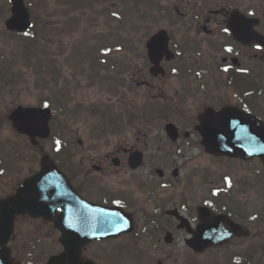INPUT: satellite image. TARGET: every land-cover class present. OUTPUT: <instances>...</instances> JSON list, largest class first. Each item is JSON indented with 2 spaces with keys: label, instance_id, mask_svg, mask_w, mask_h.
<instances>
[{
  "label": "flooded vegetation",
  "instance_id": "af4514ba",
  "mask_svg": "<svg viewBox=\"0 0 264 264\" xmlns=\"http://www.w3.org/2000/svg\"><path fill=\"white\" fill-rule=\"evenodd\" d=\"M95 6L92 0L85 6L87 20L99 16L101 30L115 32L109 39L114 45L104 42L102 50L111 52L95 67L74 65L81 79L69 87L82 98L90 94L87 100L71 93L54 102V121L65 119L71 153L55 164L84 200L112 207L110 190L132 198L124 190L148 184L147 177L157 190L173 175L197 171L188 163L177 168L170 155L210 162L201 167L211 174L202 177L209 178L196 174L192 187L185 184L174 195L167 186L159 196L165 205L184 206L182 213L195 224L197 209L209 206L238 227L218 226L228 240L203 253L185 245L186 231L182 245L189 256L212 251L215 264H260L264 234H252L250 168L262 173L263 181L264 168L247 151L253 128L264 125V0H102L99 9ZM159 35L146 54L145 44ZM54 69L59 70L58 60ZM210 144L230 156L208 152ZM110 174L119 176L115 190L108 187ZM203 182L206 196L199 187ZM212 191L219 192L216 198ZM252 243L258 248L249 254Z\"/></svg>",
  "mask_w": 264,
  "mask_h": 264
},
{
  "label": "rangeland",
  "instance_id": "374dc122",
  "mask_svg": "<svg viewBox=\"0 0 264 264\" xmlns=\"http://www.w3.org/2000/svg\"><path fill=\"white\" fill-rule=\"evenodd\" d=\"M35 1V0H33ZM90 0H80L78 2H76L77 5L79 4H83L84 6L88 5V2ZM96 0H92V2H95ZM100 0H98L99 3ZM36 2H38V0H36ZM6 1L5 0H0V60L4 59V58H8L9 60H12V64H11V73L15 74L19 71L20 68V61H24L25 64L30 63L31 60H27L26 58L23 57V54L21 55V52L23 53V49H22V42L19 40L17 35H13V34H6L5 29L3 27V23L6 20V18L8 17V9L6 6ZM45 6H41L38 7L39 8V15H42V12L47 11V12H52V8H53V2L52 0H46L44 1ZM67 5V3H65ZM44 17L45 14L43 13ZM97 26L98 28H100L101 26V19L98 18L97 19ZM80 37V32H71V33H67L65 35V38L63 40V44H73L76 40V38ZM26 44H32L30 41L25 42ZM22 58V59H21ZM24 70H23V76H22V80L24 78ZM17 76V75H16ZM27 79H29L27 76H25ZM32 80V79H29ZM30 83V82H29ZM21 83H17V88H20ZM37 96V93L34 94V92L32 90L28 91L26 94L22 93L21 95L17 96V97H11L10 95L8 96L7 94L3 95L2 98L0 99V108L1 111H5L9 108V103L10 102H14L16 104H25V103H33L35 102V97ZM13 140V136L12 133L10 132L9 128L2 126L0 128V143L3 147L4 152L6 153V156L4 157L5 159H9L11 157L10 152H12L13 149L18 150L19 155L21 157V162H19L18 160H16V162L13 164L12 163H8L9 165L12 164L15 166V168L17 169V171H14L15 173L10 174V176L8 177V179H0V196L5 195V188L4 186H6L10 180L14 177V175L16 176L15 178V183L13 182V187L15 185H17L19 183V180L23 179L26 175H28L30 173V170H32V168H34V164L33 161L35 160V153H30L29 155H26L25 152L21 149L20 143L18 141H12ZM22 140V139H21ZM22 143L29 148L27 142L25 140H22ZM168 151V150H167ZM169 162H171L172 165L176 166L177 168H183V165L185 163H188V166H186L187 168H194L197 169L196 172H192V173H187L188 177L191 178L192 176L196 175L197 173H199L201 171V166H202V161H197L196 159H192V158H176L173 156H169ZM205 165L206 162H204ZM203 163V164H204ZM250 173L251 176L254 174V169L253 166H251L250 168ZM144 174V171L140 173V176ZM205 174L211 175L210 173H203V171H201V174L199 176H203ZM151 181L150 178H147ZM175 179V178H174ZM180 179V177L178 178ZM177 179V180H178ZM110 181L112 183L118 184V181L116 178H111ZM170 182H173V184H170ZM175 180H169L166 182L165 186H169L171 187L172 191H174L175 186L178 187L177 183L174 184ZM134 187L136 188V191L134 189ZM131 187L130 189H125V192H128L129 194H131L130 196L134 199V201L138 202V205H136V207L139 208H143L146 212H149L150 209L147 207V204L145 202V195L146 192L149 191L148 188L142 186L141 184H137L136 186ZM116 188V187H115ZM182 190L179 188V192H181ZM258 192L252 193L251 196V202H250V212L252 211H259V210H263L264 209V204L261 203V200L258 199L257 197ZM256 197V198H255ZM132 198H127L130 201H133ZM253 198H255L254 200H252ZM125 200L126 202H128V200ZM131 212L136 214L139 218V220H137V226L139 228V234H132L130 236H126L123 237L121 239H119L117 242L120 244H127V242H130L132 244L135 245L136 249L138 251H142L144 255L148 256L146 253H144L146 250H149L150 256L149 257V263L151 264V259H152V254L150 249H148L150 247V243L148 241V236L144 235L143 233H140L142 231V229L144 228V225L141 224L140 221L143 220V216L137 212L134 209H131ZM263 216H264V212H263ZM50 225H44L41 224L39 222H32L30 220H25V219H21L18 221V239L16 241V243L14 242L13 244V248L15 251V254L18 258L22 259L24 262H27V257L28 254L30 252V250L32 249V245L35 244L36 240H40L44 246H45V253L46 254H50L52 252H56L57 251V247H56V240H55V236L52 234V231L50 230ZM151 229L153 230V227H151ZM256 231V229H255ZM262 232L264 233V231L262 230ZM21 233H24L26 236L22 237ZM105 246V244H96L91 246V254L92 256L97 259V260H101V255H99V251L100 249H103ZM89 248V249H90ZM127 249L131 250L132 253H134V250L131 247H126ZM124 249L123 253H121L119 256L123 257L124 260H126L128 257L132 256V253L129 252V250ZM141 253L139 254H133L136 255L139 259H140V264H145V260L143 261L142 259V255ZM87 257L90 258V256L88 255V251L85 254ZM44 256V260L46 259V256ZM132 256V257H133ZM132 257H131V261H132ZM159 259L163 262V264H179L180 262V257L175 256V253H168L166 255H162L159 257ZM212 263V262H209ZM208 264V263H207Z\"/></svg>",
  "mask_w": 264,
  "mask_h": 264
},
{
  "label": "water",
  "instance_id": "95a60500",
  "mask_svg": "<svg viewBox=\"0 0 264 264\" xmlns=\"http://www.w3.org/2000/svg\"><path fill=\"white\" fill-rule=\"evenodd\" d=\"M13 2V14L14 19L7 23V27L10 29L15 28V25L18 23L23 25V15H22V6L21 0H12ZM46 111L40 110H19L14 114V122L17 125V129L21 133L40 135V137H46L48 134L47 124L41 125L37 123V120L40 116L44 115ZM37 118V119H36ZM45 122L47 121V117L44 118ZM33 185H36V180L32 179ZM28 189L20 191L14 198L7 202H0V218L4 219L6 222H12V219L16 214H22L24 212H31L33 209L29 208L30 201L35 199V192H32V196L34 199L28 197ZM31 196V197H32ZM39 201L38 198L35 199ZM28 203V204H27ZM78 230V229H77ZM80 232H84L82 230H78ZM84 238H80V240L74 241V249L78 248L77 242L81 241L84 243ZM86 241V240H85ZM77 251V250H76Z\"/></svg>",
  "mask_w": 264,
  "mask_h": 264
}]
</instances>
